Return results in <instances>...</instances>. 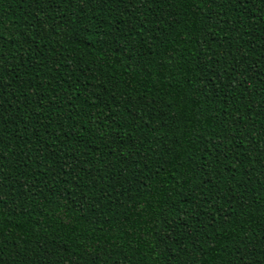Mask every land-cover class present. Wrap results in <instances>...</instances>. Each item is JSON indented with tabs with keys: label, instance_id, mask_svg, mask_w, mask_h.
Segmentation results:
<instances>
[{
	"label": "trees",
	"instance_id": "obj_1",
	"mask_svg": "<svg viewBox=\"0 0 264 264\" xmlns=\"http://www.w3.org/2000/svg\"><path fill=\"white\" fill-rule=\"evenodd\" d=\"M0 264H264V0H0Z\"/></svg>",
	"mask_w": 264,
	"mask_h": 264
}]
</instances>
